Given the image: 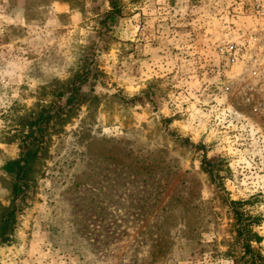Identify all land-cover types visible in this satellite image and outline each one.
Masks as SVG:
<instances>
[{
	"label": "rangeland",
	"instance_id": "obj_1",
	"mask_svg": "<svg viewBox=\"0 0 264 264\" xmlns=\"http://www.w3.org/2000/svg\"><path fill=\"white\" fill-rule=\"evenodd\" d=\"M119 5L108 22L109 0H0V264H246L232 201L264 256L253 0ZM33 137L39 160L16 196L5 166Z\"/></svg>",
	"mask_w": 264,
	"mask_h": 264
},
{
	"label": "trees",
	"instance_id": "obj_2",
	"mask_svg": "<svg viewBox=\"0 0 264 264\" xmlns=\"http://www.w3.org/2000/svg\"><path fill=\"white\" fill-rule=\"evenodd\" d=\"M111 11L106 15L105 21L114 22L117 16L120 14L119 2L120 0H109ZM73 80H71L72 82ZM63 93L60 94L62 96ZM79 96V89L76 85L73 84L72 87V95L68 99L67 104H73L74 101L77 100ZM47 113L42 112L37 118V120L31 124L30 129L36 127V131L39 134H42L43 124L47 122L49 119ZM34 135V131L32 135ZM186 142H189L186 140ZM198 148H201L199 145ZM25 152L22 153L21 157L17 160L10 161L5 169L10 173L16 174V182L13 185L14 193L16 196L23 193V189L28 186V177L31 169L34 164L39 160V152L41 149V145L38 142L37 137H33V141L31 144L26 145ZM206 168L208 169L210 179L217 185L218 189H223L222 183H220L219 176L220 172L216 169V166L213 164L212 160H205ZM244 203L241 201H232L230 202V207L233 209L234 215L237 218V223L239 225L238 229V237L240 240H243L244 243V257L247 258L246 264H264V256L255 251L252 247V243H260L262 241V237L258 234L252 232L250 229V223L255 220L253 217H247L244 213L241 212L240 207L243 206ZM16 222V215L14 210H8L7 214H5V220L3 225V233L7 232L13 224Z\"/></svg>",
	"mask_w": 264,
	"mask_h": 264
},
{
	"label": "built area",
	"instance_id": "obj_3",
	"mask_svg": "<svg viewBox=\"0 0 264 264\" xmlns=\"http://www.w3.org/2000/svg\"><path fill=\"white\" fill-rule=\"evenodd\" d=\"M254 24L245 32L243 41L250 48V56L255 66L264 64V0H253ZM230 61L233 64L241 62L243 50L237 42L230 43Z\"/></svg>",
	"mask_w": 264,
	"mask_h": 264
}]
</instances>
